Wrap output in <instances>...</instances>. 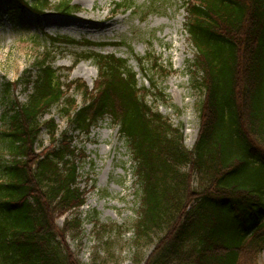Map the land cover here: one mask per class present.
<instances>
[{"label":"trees","instance_id":"obj_1","mask_svg":"<svg viewBox=\"0 0 264 264\" xmlns=\"http://www.w3.org/2000/svg\"><path fill=\"white\" fill-rule=\"evenodd\" d=\"M8 1L36 16L50 9L66 16L79 11L71 0ZM185 5L203 97L192 150L185 148L182 132L149 106V94H142L126 59L92 51L80 58L93 61L99 75L93 91L86 85L78 89L81 106L61 82L50 50L38 58L35 75L23 76L27 101L11 105L1 133L12 160L0 164V264H81L65 232L82 224L67 221L61 232L55 223L86 202L72 139L66 132L59 136L55 119L42 121L55 106L73 132H88L110 116L128 140L139 181L137 240L157 239L148 259L136 264H259L264 251V0H189ZM117 9L133 11L134 5L126 2ZM48 39L52 45L111 44ZM151 62L139 59L140 65ZM150 67L154 70V64ZM44 129L50 144L38 152Z\"/></svg>","mask_w":264,"mask_h":264},{"label":"rangeland","instance_id":"obj_2","mask_svg":"<svg viewBox=\"0 0 264 264\" xmlns=\"http://www.w3.org/2000/svg\"><path fill=\"white\" fill-rule=\"evenodd\" d=\"M50 1L58 4L68 0ZM71 1L80 11L65 17L55 14L54 10L46 11V16H36L27 10L19 12L14 2L0 0V164L12 160L1 140L6 128L4 116L11 112L15 102L27 101L30 92L22 86L23 76L37 73L38 58L48 50L52 52L54 68L62 76L61 82L79 105L83 104V96L77 88L86 85L93 91L99 81L94 62L79 61L80 58L92 51L126 59L137 73L142 94H149V106L174 129L181 130L184 146L191 150L200 132L201 93L197 90L198 72L193 68L196 52L185 30L187 0ZM129 1L135 7L132 13L117 10L118 4ZM50 36L68 37L80 43L119 44L52 45ZM181 46L185 48L183 54ZM148 57L152 62L140 65L139 59ZM150 64H154V70ZM150 80L156 90L152 89ZM17 81L21 84L17 85ZM9 83L13 86L7 91ZM51 118L59 126V135L66 132L72 139L78 156L80 187L87 192L85 206L56 217L60 231H65L66 221L75 219L82 224L78 230L65 232L67 246L81 264H136L137 260L144 263L157 239L137 240L135 226L140 202L136 166L128 141L110 116L85 133L71 131L60 106L49 110L42 121ZM111 142H116L113 149ZM49 144V136L43 131L38 151ZM197 184L195 181L194 186ZM259 264H264V251L259 256Z\"/></svg>","mask_w":264,"mask_h":264},{"label":"bare ground","instance_id":"obj_3","mask_svg":"<svg viewBox=\"0 0 264 264\" xmlns=\"http://www.w3.org/2000/svg\"><path fill=\"white\" fill-rule=\"evenodd\" d=\"M105 19H106V18H105ZM181 50H182V54H183V52H185V48H184V46H181ZM93 76H94V75H93ZM177 84H180V83L178 82ZM179 96L182 97L181 94H180ZM110 145H111V148L113 149V148H115V146H116V142H111Z\"/></svg>","mask_w":264,"mask_h":264}]
</instances>
